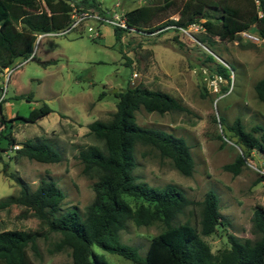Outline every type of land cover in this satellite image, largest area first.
<instances>
[{
  "label": "rangeland",
  "instance_id": "374dc122",
  "mask_svg": "<svg viewBox=\"0 0 264 264\" xmlns=\"http://www.w3.org/2000/svg\"><path fill=\"white\" fill-rule=\"evenodd\" d=\"M97 1L99 12L108 15L107 11L113 9L125 13L137 4L162 3L163 0ZM234 3L246 5L247 1L235 0ZM250 28L256 31L255 24ZM114 29L108 22L89 18L67 32L35 37L31 56L34 58L13 70L3 102L5 116L10 112L13 118L6 117L4 132L7 133L0 136V198L18 194V190L14 192L20 187L17 176L32 189L42 178H51L65 193L62 209L75 205L83 210L94 196V179L82 172L79 149L89 144L102 145L89 132L88 123L94 119L108 120L116 108L115 92L142 83L151 89L169 92L189 108L188 111L160 113L141 107L135 112V118L140 125L163 128L184 137L191 147L195 166L190 175L182 174L156 149L137 143L134 174L152 185L173 183L198 202L207 190H215L221 223L214 232L203 236L213 252L229 246V233L241 239H256L258 234L253 231L252 216L255 206L264 204V180L245 164L236 174L224 168L225 163L233 161L240 150H244L225 125L240 118L248 131L256 125L264 128V102L254 90L255 82L264 75V40H249L241 34L234 40L214 36L211 45L195 37L199 31L186 35L172 27L144 30L146 27L123 30L116 38ZM208 53L230 68L229 79L213 72V62L206 60ZM134 70L138 76L132 81ZM43 103L52 110L41 120L26 122L16 116L17 113L25 116ZM255 134L259 138L260 132ZM10 137L17 142L46 138L58 148L62 159L40 162L15 155V151L8 152ZM254 157L257 164H262L264 151L258 149ZM4 163L7 171L3 170ZM125 197L133 205L140 201L133 196ZM200 209L199 203L189 204L175 221L199 226ZM23 210L19 204L0 209V229L40 232L37 238L40 254L34 255L29 249L36 264H71L69 248L49 251L60 233L47 231V225L31 210L21 213ZM164 228L161 220L147 225H136L128 220L126 228L120 231V239L135 245L147 257V264H152L150 250L154 245L164 250L158 239ZM93 247L112 264H138L97 245Z\"/></svg>",
  "mask_w": 264,
  "mask_h": 264
},
{
  "label": "trees",
  "instance_id": "16d2710c",
  "mask_svg": "<svg viewBox=\"0 0 264 264\" xmlns=\"http://www.w3.org/2000/svg\"><path fill=\"white\" fill-rule=\"evenodd\" d=\"M234 1L163 0L162 3L141 4L127 10L125 14L128 26L140 30L201 22L204 29L195 33V37L211 45L214 36L234 40L240 31L250 28L252 24H255L256 32L264 37V0H259L263 11L261 16L257 14L254 0H246V5ZM44 3L49 13L41 0H0V70L10 66L15 59L26 58L31 54L36 33L67 25L71 20L72 4L80 8L101 10L97 0H44ZM174 13L178 17L170 18ZM172 28L177 30L176 27ZM114 30L116 38H119L124 29L115 27ZM206 56V60L213 62L214 73L230 78L227 65L216 61L211 53ZM254 90L258 99L264 102V75L255 82ZM115 96L116 108L111 117L108 120L94 119L88 123L89 132L102 145L89 144L79 149L82 172L94 179V196L83 210L75 205L62 209L65 193L55 180L42 178L32 189L19 176V193L0 198V209L19 204L24 207L21 213L31 210L47 225V231L60 233L49 251L69 248L71 264H112L94 249V245L135 263L147 264V257L135 245L123 243L120 239V231L126 228L128 220L136 225L161 220L165 225L158 236L164 250L154 245L150 250L152 264H264L262 205L255 206L252 216L253 231L258 234L256 239H241L229 233V246L213 252L203 236L214 232L221 223L222 214L216 191L207 190L198 202L189 198L182 188L173 183L152 185L138 179L133 172L137 165V143L156 149L161 157L169 158L182 174L190 175L193 172L195 160L184 137L163 128L140 125L135 118V112L141 107L160 113L188 111L189 108L169 92L151 89L142 83L118 90ZM26 97L30 99L29 95ZM3 101L0 104V120L5 122ZM51 110L49 105L43 103L32 108L25 116L18 113L16 116L26 122H35ZM220 122L223 124L222 118ZM225 126L237 137V142L244 146V151L249 152L252 148L264 151V128L261 125L248 131L240 118H236ZM257 131L260 132L259 138L255 134ZM5 134L1 133L0 136ZM14 140L13 137L9 138L10 142ZM21 144L15 155L40 162H57L62 159L58 148L46 138H28L21 141ZM242 165L244 157L239 153L233 161L225 163L224 168L236 174ZM3 170L7 171L5 163ZM125 195L139 198L140 201L133 205ZM194 203L201 205L199 226L188 221L176 222L177 215ZM39 235L38 231L23 228L0 229V264H36L29 249L34 255L40 254L37 241Z\"/></svg>",
  "mask_w": 264,
  "mask_h": 264
},
{
  "label": "built area",
  "instance_id": "2783aa9c",
  "mask_svg": "<svg viewBox=\"0 0 264 264\" xmlns=\"http://www.w3.org/2000/svg\"><path fill=\"white\" fill-rule=\"evenodd\" d=\"M41 2H42L44 9L49 13V9L45 5L44 0H41ZM254 2H255L257 14L261 16L263 14V11L260 6V1L254 0ZM99 11L100 10L98 9L86 10V8H76L75 5L72 4V9L70 11L72 21L66 28H59L58 30L38 32L36 33V36L41 37L45 34H61V33L67 32L73 26L89 18L99 19L100 21L108 22L112 24L114 27L123 28L124 30L135 29L134 27L128 26L126 14L124 12H121L119 9H113V10L107 11L108 15L102 14ZM166 27H176L178 31L185 33L186 35H192V32L201 31L204 29L201 22H192L188 24L187 26L168 25ZM98 34L99 33L96 31L95 35H98ZM239 34H241L244 38L249 39V40H254V41L264 40V37L260 36L258 32L251 30V28H246L240 31ZM32 55H33V52H31V54L26 58L19 57V61H16L15 59V61L10 66L4 67L2 68V70H0V104L6 97L7 84L10 80L11 73L21 63L31 58ZM136 76H138V73L137 71L134 70L131 74V80L134 81ZM5 128H6L5 123L0 120V134L7 133V132H4ZM21 145H22L21 142H17V141L10 142L8 152H11V151L16 152V150L19 149ZM257 150H258L257 148H252L249 152L240 150V153L244 157V164L253 168L255 171H257V173L261 175L264 180V159L262 161V164L261 163L257 164V162H255L254 160L255 158L254 156ZM4 151L6 152V150ZM262 208L264 210V204H262Z\"/></svg>",
  "mask_w": 264,
  "mask_h": 264
},
{
  "label": "crops",
  "instance_id": "0c3cea01",
  "mask_svg": "<svg viewBox=\"0 0 264 264\" xmlns=\"http://www.w3.org/2000/svg\"><path fill=\"white\" fill-rule=\"evenodd\" d=\"M141 4H143V3H141ZM141 4H137L136 6H139V5H141ZM135 6V7H136ZM173 17L174 18H177L178 17V14L177 13H174V15H173ZM6 98V97H5ZM5 100V99H4ZM4 102V101H3ZM2 109H3V103H2ZM6 117H8V118H13V116H12V114L9 112L8 114H7V116ZM39 120H41L40 118H39ZM2 150V149H1ZM1 150H0V153H1ZM3 174L5 175V173H4V171H3ZM11 185H14V184H11ZM18 190V193H19V190H20V187H16V190H14V192H16Z\"/></svg>",
  "mask_w": 264,
  "mask_h": 264
},
{
  "label": "water",
  "instance_id": "95a60500",
  "mask_svg": "<svg viewBox=\"0 0 264 264\" xmlns=\"http://www.w3.org/2000/svg\"><path fill=\"white\" fill-rule=\"evenodd\" d=\"M31 58L33 59L34 57H31ZM0 116H2L1 109H0Z\"/></svg>",
  "mask_w": 264,
  "mask_h": 264
}]
</instances>
